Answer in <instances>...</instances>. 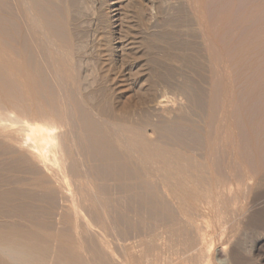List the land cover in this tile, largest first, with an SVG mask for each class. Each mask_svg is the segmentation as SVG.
Listing matches in <instances>:
<instances>
[{"label": "rangeland", "instance_id": "obj_1", "mask_svg": "<svg viewBox=\"0 0 264 264\" xmlns=\"http://www.w3.org/2000/svg\"><path fill=\"white\" fill-rule=\"evenodd\" d=\"M204 1L208 0H0L1 16L5 17L2 20L0 16V19L3 21V23H0V32H3V28L5 27L4 33H0V41L2 40L1 42H5V44L0 48L5 51L10 43L11 46L9 45L8 48L11 50V53H14L10 54V50L8 49L7 54L6 52L2 54L3 50H1L0 60L2 61L0 63L5 60L6 68L8 65L14 71L16 70L15 73L19 71V80L24 79V77L26 79L30 73L32 75L34 73L36 76L33 75L34 77L32 78L31 75L28 80H24L28 82H23L22 79L21 85L23 87H27L28 85L30 89L29 84L31 83L29 80L31 79L33 82V79L34 81L36 79L35 83L38 82V84L36 85L37 87L35 86L36 91L34 93L36 94L37 89L40 90H38L39 93L35 97L34 90H32L34 89V82L32 83L33 85L31 84L32 87L30 89V91L32 90V94L27 92L29 89H26V87L23 90L22 86L20 87L18 79L17 83L14 79H11L14 77L16 80L18 75L13 74L14 71L10 74L12 71H9L10 67L6 69L7 71L2 69L5 65L4 63H2L4 65L0 64V74L2 75H0V80H2L0 83H3L4 86V83H6V87L8 88L10 85L7 84H12L13 80V83L17 84V86L13 87V84L10 87L16 90L19 86L16 90L17 94L14 93V89L12 91L11 88L8 89L12 92V95L13 93L14 95L16 94L18 100L14 96H12V99L14 98L17 101H20V97H25V100L23 99L22 101L26 102L28 97L34 96L35 98L30 99L31 101L34 99L35 102L33 101V103L38 104V107H34L38 109L40 106L44 108L51 103L49 104L50 108H54L53 110L50 109L52 112L48 109L49 105L44 108L46 111L44 109L41 110L48 114L51 112L50 115L52 117L57 114L55 111L59 107L62 106L61 109L63 110L65 108L68 109V105H70L72 110L69 108V112L68 110L65 112L67 114L72 112L69 114L72 117L64 113L63 110L65 116L61 109L57 116L59 114H63V117L68 116V122L66 118L60 117L62 120L65 119L64 123L61 121V124L65 127V122L70 123V120L74 124L76 123L73 127V123H70V126L67 124L68 128L66 127V129L64 126H61L59 118L57 119L59 121L57 125H60L61 129L59 126L56 129L58 136H60L59 143L62 148L65 147L63 148L62 153H64L62 155L64 157L65 154V159L68 161L66 169L69 175L71 174L72 193L66 189L64 183L60 182L63 180L62 172L58 170L57 166H54L52 163H42L30 147L32 144L30 143V146L25 144V136H29L30 134L27 132L26 134L22 133V131H19V133L18 129H16L20 128L19 124L13 123L12 125V122L9 124V121H0V238L3 236L8 237L5 235L8 234L12 235V237L17 236L16 240H19V236L22 237L23 242H28L27 244L33 250H36L33 252V257L36 256L37 262L31 261L32 263L26 264H91V262L92 264H264V181H259L261 183L259 185L257 184L259 182H254L253 176L255 175L256 177V174H258L256 171L260 172L264 168V161H262V159L264 160V109H260L251 98L252 91L250 84L254 83V78L248 77L244 80L242 79V82H238L239 78H237L238 71L240 72L241 70L238 65L241 64L242 69L245 66L248 67L247 64L249 62L250 64H257L259 71L264 70V0H254L252 4L251 2L250 4L245 3L246 8H257L259 15L256 17L257 19H249L247 25H245L246 27H243L245 29L242 28L241 30L240 28L238 31V37L239 35H245L242 37L249 38L247 49H243L241 54L240 49H236L237 47H235L236 51L230 55L225 51L227 48H225L224 41L220 39L224 35L220 33L222 30H225L222 24L224 13L223 15H218L216 13L218 12L217 6L215 5L205 10L207 8L203 7ZM33 2L34 4H32ZM28 4L32 8V12L30 8L27 9ZM35 5L39 6L40 11ZM20 9L22 10L20 11ZM210 9L213 11H209ZM23 10L30 12V14H26ZM40 12L44 17L41 16ZM208 12L209 15L213 14L215 20L217 19V15L219 17L222 16L223 19L218 17L220 22L216 20L219 25L215 23L216 21L212 20V16V19L208 20L210 18L209 16L207 17ZM210 12L212 13L210 14ZM25 15L31 16V19L29 18L26 21L27 18H23ZM35 17L38 19V23H41L40 26L34 20ZM32 20L35 21L37 27L35 24H32ZM204 22H206L205 24L209 22L213 26L215 24L218 25L216 28L214 26L218 35H214L217 32L213 28L209 32L211 25H204ZM256 22L258 24L261 22V26L260 24L257 25ZM253 24H256L258 27H254ZM23 25H31L35 30L32 33L30 26V28L26 26V29ZM208 25L209 27L206 28L205 26ZM252 26L256 29L255 31H253ZM7 27L10 28V32H7ZM18 28L19 30L21 28L22 33L15 32L18 31ZM23 28H25V31ZM47 29L48 31H46ZM35 32L38 33L39 38ZM33 35H35L34 38ZM215 36H217L218 40ZM4 38L9 41L7 45ZM29 38H33V40ZM234 39V41H237L236 37ZM28 40L32 41L29 42ZM234 41L232 42L235 45L236 42L234 43ZM17 47L18 52H20V49L24 48V50L20 54H17ZM36 49L38 50L37 52L33 51ZM17 58H20V60L23 58L20 62L21 64ZM12 59L14 61L16 59V62L19 63H16L17 65L13 63L16 68L6 63ZM245 61H247L246 64ZM9 62L12 63V61ZM29 62L32 65L27 66V63L30 64ZM22 63L25 65L23 72ZM37 63L40 64L37 65ZM41 65L42 71L39 70ZM37 66H39V69ZM27 69H30L29 71L34 69L35 71L32 70V72L28 73ZM25 71H27L26 74H24ZM40 72L42 76L37 74ZM8 73L11 75V78ZM3 74L5 75L3 76ZM20 74H23L21 79ZM8 76L11 82L7 81ZM2 77L7 78H4L7 82L3 81ZM45 79L53 83H48ZM25 83L26 85H23ZM225 85L229 88L233 87L229 90L230 92L232 91V95L228 92V87ZM39 86L41 87L38 88ZM19 88L24 97L18 92ZM223 88L227 90L229 95L227 92L225 94ZM41 91L43 93H40ZM27 93L30 96H27ZM0 94L3 95L2 93ZM8 95H11V93ZM41 95L46 98L42 97L40 101ZM37 96L40 97L39 100ZM56 96L59 98L57 100H61V102L52 99L57 98ZM229 96H233V100H229L232 99ZM225 97L228 99L225 100ZM29 98L27 99V103L29 100L30 104L28 105L32 104L33 106L34 104ZM48 100L49 102H47ZM224 101L226 103L229 102V105ZM231 101H235L233 102L234 105H231ZM40 102L43 103L40 105ZM78 104H82V106ZM75 105L76 107L77 105L79 108L81 107L82 110H77L79 108L76 109ZM230 105L233 107L230 108ZM4 106H2L3 108L0 111L4 112ZM56 107L57 110H55ZM225 109L228 112V109H230L229 114L224 113L226 112L224 111ZM221 110L223 113H221ZM85 112H90V114ZM219 113L223 115H219ZM230 113L233 116L231 117L232 122L229 119ZM39 114L41 115L40 111ZM86 114L90 115L89 118L88 116L87 118L84 117ZM91 116L93 117L90 118ZM211 117L213 118L210 119ZM214 117L217 118L216 122L222 126H220L222 129L223 127H227L225 131L222 130V132H226V135L224 134L223 136V133L220 131L221 129L218 128V130L216 128L218 124L215 122ZM220 117L225 118L222 122L220 121L221 124L218 122L219 119L221 120ZM93 118H96L97 121ZM226 118L232 123H229V127L226 126L228 125L227 122H229L228 119L227 122L225 121ZM86 119H90L92 123L89 120L86 121ZM92 119L99 123H93ZM122 120H125L123 125ZM106 121L107 123L111 122L110 125ZM77 122L79 123L78 126ZM213 122H215V126H211L214 125ZM223 122H226L224 126ZM43 123L40 120V124L43 125ZM87 123H90L92 130L93 128L98 129V131H100V128L103 129L100 132H96V130L92 132V134L96 133L99 137L85 130L86 127L85 129H82L84 128L83 126L80 127L81 124H85L84 126L87 125L88 130H90L91 128H89ZM101 123H104V125H101L102 127L99 125L100 127L98 128L96 125ZM206 123H210V126L213 128H209V125L207 127ZM76 126L78 129H76ZM108 126L114 129L115 133L110 132L111 135H108V131H111L110 128L108 130ZM123 127L126 132H124ZM126 127L129 129L126 130ZM118 128H120V131L123 129V131H119L118 133ZM212 129L218 130L220 133H215V130V132H212ZM229 129H231V132H229ZM106 130H108V133L104 132ZM70 131L72 132L71 134ZM133 131L136 133L135 135ZM129 132L130 134H128ZM236 132L240 133V136ZM86 133L87 135H85ZM121 133H123V136H118ZM7 134L10 137L6 138ZM124 134L128 136L126 137ZM214 134H218V137L217 135L214 136ZM228 134L231 138H236H232L231 140ZM63 135L67 138H64ZM207 135H210L211 138ZM92 136L97 137L102 142L105 141L107 145H111L115 140L118 142L115 141L113 144L115 146L109 145L107 148L104 143L102 144L96 138L91 140ZM109 136L114 138V140L109 139ZM219 136H221V140ZM225 136L229 139L228 141ZM83 137L91 141L88 142L85 139L81 143L84 139ZM212 137H216L217 141ZM76 138L77 140H74ZM104 138L106 139L104 140ZM142 139L145 141V144L148 141L149 148L147 144H143L144 141ZM209 139H213L212 142ZM123 141L128 149H133L136 152L135 154L132 150L134 153L131 151V154L137 156H133V158L130 154V149L126 152L127 149L122 147L125 145L122 144L124 143ZM225 141L229 143L226 144ZM19 142L21 145H25L26 148L18 144ZM176 142H178V145H175ZM88 143L91 145L93 143L94 146L89 145L90 147L88 148ZM142 144L143 146H141ZM208 144H210V147ZM95 145H99V147H95ZM104 145L108 153L105 152ZM75 146L76 148L80 147V149H76ZM204 146H208L211 149L207 147L206 150ZM229 146L230 148L234 147L230 149L228 148ZM85 147L87 152L91 150L90 156H85L87 154L84 150ZM91 147L92 149H90ZM143 147L144 151L142 152L139 149ZM71 148L72 150H70ZM82 148L85 152H83ZM97 148H100V151L97 150L98 152L104 150L102 151L103 157L101 159L102 152L101 154H97ZM145 148L148 149L146 150ZM209 150L214 151L211 152ZM109 151H112L115 155L113 156L112 153L110 155ZM32 152L33 154H31ZM80 152L85 153V157ZM92 152H95V154ZM119 152H121L123 157L119 156ZM139 153H142V157H146L144 162L141 160L143 158L139 159L141 157ZM91 154L95 157L98 155L97 157L100 161L96 158L97 160L94 162L90 158ZM104 154L105 156L106 154L112 156L110 157L112 160V162H110L111 160L109 161L110 164L117 157L113 163L115 166L113 164L108 166L109 163L107 166H104L107 163H104L103 160L109 156L105 157ZM126 155L129 157L128 159ZM149 157H152L151 161H149ZM158 157L164 160L161 162V164L164 162L162 165L155 162L158 159L157 162L160 163ZM124 159L127 161L125 162ZM137 159H139L140 163L142 161V164H139ZM133 160H135L134 163L138 164V166L133 164ZM128 161L131 164L130 166H128ZM98 162H101V165L96 164ZM91 163L94 164L91 165ZM150 165H154L153 169L156 168V170L154 169V171ZM131 166H137L138 170L131 169ZM151 170L154 172L153 175L151 174ZM157 170L159 173H156L158 172ZM105 171L109 173L106 174ZM138 172L140 173L139 175ZM242 173L244 175L247 173V175L243 176ZM87 174L89 178L91 177V180L86 177ZM112 178L114 179L112 180ZM91 181L94 182V185ZM85 182L88 183L85 184ZM77 192L79 193L77 194ZM107 193V197L111 198L110 200L105 196ZM138 197L142 199L140 198L141 200H139L137 199ZM94 203L98 209H96ZM210 207L212 210L209 209ZM79 209L85 215L83 219L82 216H78V218L75 216L74 210L78 211ZM99 210L102 213H98L97 215V211L99 212ZM104 210L105 213H103ZM85 217L87 221L91 220V223L84 220ZM62 223H64V226ZM25 235L26 239L23 237ZM13 239L15 240V238ZM60 239L64 240L61 241ZM16 240L12 241L16 242ZM33 246L37 248L34 249ZM223 249L227 254L220 257L219 253ZM40 254L41 258L38 257ZM38 259L41 263L38 262ZM88 260L91 261L89 262ZM0 262L2 264H19L12 255L7 252L5 253L1 247Z\"/></svg>", "mask_w": 264, "mask_h": 264}, {"label": "bare ground", "instance_id": "obj_2", "mask_svg": "<svg viewBox=\"0 0 264 264\" xmlns=\"http://www.w3.org/2000/svg\"><path fill=\"white\" fill-rule=\"evenodd\" d=\"M15 1H16V0H15ZM24 1H25V0H24ZM255 1H256V0H255ZM196 2H197V1H196ZM199 2H200V1H199ZM202 2H203V1H202ZM247 2H249V3H247ZM250 2H251V4H252V2H254V0H208V1H206V2L204 1L205 4L203 3V7H206V8H207V9L204 8L205 10H208L209 8H211L210 6H212V5H213V6L215 5V6H217V10H218V12H216V11H214V12L218 13V15H223V13H224V15H223V16H224V19L222 18V16L219 17V16L217 15V16H216V17H217L216 20H219V18H222V19H223V21H222L223 23H222V24H223V29H225V30H222V32L220 33V34H222V33L224 34L223 36L220 37V39H222V41H224L223 43H224V45H225V48H227L225 51H227L228 55L233 54V53L236 51V49H240V53H241V54H242L243 49H247V44H248L247 41H248L249 38H246V37L243 38L245 35H241V36L239 35V37H238V33H239L238 31H239L240 28H241V30H242L243 27H246L245 25H247L249 19H253V18H254V19H257L256 17H258V15H259V10H258L257 8H251V9H250L249 7L246 8L245 3H246V4H250ZM19 3H21V1H19ZM19 3H18V4H19ZM193 3H194V1H193ZM214 3H216L217 5L214 4ZM32 4H34V2H33ZM23 5H24V4H23ZM201 5H202V4H201ZM18 6L20 7V5H18ZM26 6H27V5H26ZM35 6H36V5H35ZM196 6H197V5H196ZM198 6L201 7L200 5H198ZM213 6H212V7H213ZM243 6H244L245 8H244ZM24 7H25V5H24ZM24 7L22 6L23 9H24ZM36 7H37V6H36ZM38 7H39V6H38ZM38 7H37V8H38ZM194 7H195V6H194ZM28 8H30V10L32 9L31 7H29V4H28V6H27V9H28ZM212 9H214V8H212ZM212 9H210L209 11H211ZM215 9H216V8H215ZM21 10H22V9H20V11H21ZM25 10H26V9H25ZM25 10H23V11H25ZM30 10H29V11H30ZM38 10H39V8H38ZM32 11H33V10H31V12H32ZM39 11H40V10H39ZM212 11H213V10H212ZM203 12H204V11H203ZM206 12H207V11H206ZM219 12H220V13H219ZM23 13H24V12H23ZM25 13H26V14H27V13L30 14V12H28V11H27V12L25 11ZM49 13H50V12H49ZM211 13H212V12H210V14H211ZM216 13H215V15H216ZM31 14H32V13H31ZM40 14H41V12H40ZM52 14H53V13H52ZM23 15H24V14H23ZM215 15H214V16H215ZM0 16H1V12H0ZM35 16H36V15H35ZM41 16L44 17V15H42V14H41ZM208 16L210 17V18H208V20L213 18L212 20L216 21V20L214 19V17H213V14H212V15H209V12H208L207 17H208ZM211 16H212V18H211ZM3 17H4V16H1V19H2ZM30 17H31V16H30ZM30 17H29V15H28V16L25 15V17L23 16V18H27V20L24 19V20H26V21H28ZM204 17H205V15H204ZM216 17H215V18H216ZM218 17H219V18H218ZM4 18H5V17H4ZM20 18H21V17H20ZM33 18H34V17H33ZM33 18H32V19H33ZM40 18H41V17H40ZM50 18H51V17H50ZM1 19H0V21H1L0 23H3L2 20H4V19H2V20H1ZM30 19H31V18H30ZM204 19H205V18H204ZM222 19H221V20H222ZM20 20H21V19H20ZM34 20H36L37 23L39 22L38 19H36V17H35ZM34 20H32L34 23H33L32 21H30V22H32V24H35V25H36V23H35ZM205 20H206V19H205ZM212 20H211V21H212ZM211 21H210V22H211ZM250 21H251V20H250ZM256 21H257V20H256ZM5 22H6V21H5ZM20 22H21V21H20ZM41 22H42V21H41ZM189 22H190V21H189ZM212 22H213V21H212ZM212 22H211V23H212ZM219 22H220V20H219ZM251 22H252V21H251ZM21 23H22V22H21ZM46 23H47V22H46ZM205 23H206V22H204L203 24H204V25H207V24H210V25H211V23H209V22H207V24H205ZM215 23H218V22L216 21ZM235 23H236V24H235ZM253 23H255V21H253ZM4 24H5V23H4ZM22 24H23V23H22ZM22 24H20V25H22ZM30 24H31V23H30ZM38 24H39V26H40L41 23H38ZM42 24H43V23H42ZM186 24H188V23H186ZM203 24H202V25H203ZM213 24H214V22H213ZM234 24H235L236 26H235ZM256 24H257V25L260 24V26H261V22H260L259 24L256 22ZM256 24H253V26L257 28L258 26H257ZM35 25H34V26H35ZM169 25H170V24H169ZM218 25H219V23H218ZM218 25L215 24V25H214L215 28H216V26H218ZM18 26H19V24H18ZM23 26H25L26 29H27V27H29V26L31 27V25H29V26H27V25H23ZM26 26H27V27H26ZM34 26H33V27H34ZM48 26H49V25H48ZM211 26H212V27H211ZM211 26H210V29L208 28V29H209V32L211 31V28L215 29L213 25H211ZM220 26H221V24H220ZM220 26H219V28H220ZM253 26H252V27H253ZM0 27H1V26H0ZM12 27H13V26H12ZM12 27H11V28H12ZM19 27H20V26H19ZM30 27H29V28H30ZM36 27H37V25H36ZM205 27L207 28V27H209V25H208V26H205ZM254 27H253V29H254ZM4 28H5V27H4ZM4 28H3V32L1 31L2 33H4V31H5ZM7 28H8V27H7ZM16 28H17V27H16ZM25 28H23L24 31H25ZM29 28H28V29H29ZM31 28H32V27H31ZM174 28H175V26H174ZM9 29H10V28L7 29V32H8V31L10 32ZM13 29H14V28H13ZM51 29H52V28H51ZM51 29H49V30H51ZM213 29H212V30H213ZM220 29H222V28H220ZM220 29H219V30H220ZM243 29H245V28H243ZM1 30H2V29H1ZM33 30H35V29L32 28V29H31V32H32ZM39 30H40V27H39ZM203 30H204V29H203ZM205 30H206V29H205ZM215 30H216V29H215ZM241 30H240V31H241ZM255 30H256V29H254L253 31H255ZM22 31H23V30H22ZM28 31H29V30H28ZM46 31H48V29H47ZM46 31H45V32H46ZM207 31H208V30H207ZM213 31H214V30H213ZM251 31H252V30H251ZM1 32H0V33H1ZM15 32H17V33L19 32V33H20V32H21V28H20V30H19V28H18V31H15ZM170 32H171V31H170ZM215 32H217V30H216ZM2 33H1V34H2ZM11 33H13V32H11ZM21 33H22V32H21ZM32 33H33V32H32ZM35 33H36V32H35ZM35 33H34V34H35ZM42 33H43V32H42ZM253 33H254V32H253ZM37 34H38V33H36V35H37ZM49 34H50V33H49ZM216 34L218 35V32L215 33L214 35H216ZM220 34H219V36H220ZM18 35H20V34H18ZM43 35H44V33H43ZM208 35H209V34H208ZM212 35H213V34H212V32H211V36H212ZM3 36H4V34H3ZM14 36H15V35H14ZM34 36H35V35H33V38H34ZM39 36H40V35H39ZM46 36H47V35H46ZM219 36H218V37H219ZM234 36L237 38V41H234V40H235V39H234V38H235ZM242 36H243V37H242ZM0 37H1V35H0ZM4 37H5V36H4ZM16 37H18V36H16ZM23 37H24V36H23ZM28 37H29V35H28ZM31 37H32V36H31ZM37 37H38V35H37ZM48 37H49V36H48ZM52 37H53V36H52ZM213 37H214V36H213ZM2 38H3V37H2ZM19 38H21V37H19ZM33 38H29V39H32V40H33ZM35 38H36V37H35ZM38 38H39V37H38ZM40 38H43V37H40ZM49 38H50V37H49ZM202 38H203V37H202ZM215 38H217V36H215ZM0 39H1V38H0ZM4 39H5V38H4ZM21 39H22V38H21ZM21 39H20V40H21ZM24 39H25V38H24ZM52 39H53V38H52ZM233 39H234V40H233ZM25 40H26V39H25ZM32 40H31V41H32ZM47 40H48V39H47ZM217 40H218V38H217ZM1 41H2V40H1ZM1 41H0V43H1L0 47H2V45L5 44V42H1ZM5 41H6V45H7V43H8L9 41H7L6 39H5ZM13 41H14V40H13ZM15 41H16V39H15ZM17 41H18V40H17ZM23 41H24V40H23ZM23 41H22V42H23ZM28 41H29V40H28ZM31 41H29V42H31ZM36 41H38V40H36ZM50 41H51V40H50ZM50 41H49V42H50ZM232 41H234V43L236 42L235 45L233 44ZM19 42H20V41H19ZM19 42H18V43H19ZM24 42H25V41H24ZM26 42H27V41H26ZM29 42H28V43H29ZM47 42H48V41H47ZM53 42H54V41H53ZM220 42H221V41H220ZM220 42H219V43H220ZM28 43H26V44H28ZM39 43L41 44V42H39ZM42 43H43V42H42ZM221 43H222V42H221ZM223 43H222V44H223ZM20 44H22V43H20ZM34 44H35V43H34ZM40 44H39V45H40ZM47 44H48V43H47ZM47 44H46V45H47ZM9 45H10V43H9ZM9 45H8V47H9ZM28 45H29V44H28ZM28 45H27V46H28ZM10 46H11V45H10ZM19 46H20V45H19ZM40 46H41V45H40ZM220 46H221V45H220ZM8 47H7V50L5 49V51H4L2 48H0V51L3 50V51H2V52H3L2 54H4L5 52H6V54H7V51L10 50ZM42 47H43V45H42ZM47 47H48V45H47ZM235 47H237V48L234 49ZM3 48H4V47H3ZM5 48H6V47H5ZM10 48H11V47H10ZM20 48H21V47H20ZM223 48H224V46H223ZM225 48H224V49H225ZM8 49H9V50H8ZM41 49H42V48H41ZM55 49H56V48H55ZM57 49H59V48L57 47ZM57 49H56V50H57ZM22 50H24V48H23ZM22 50L20 49V52H22ZM25 50H27V49H25ZM33 51H36V52H37L38 50L36 49V50H33ZM66 51H67V50H66ZM20 52H18V47H17V54H20ZM42 52H44V51H42ZM45 52H46V51H45ZM47 52H49V51L47 50ZM214 52H215V51H214ZM8 53H9V52H8ZM12 53H13V52H12ZM12 53H11V50H10V54H12ZM55 53H56V52H55ZM55 53H54V54H55ZM57 53H58V52H57ZM13 54H14V53H13ZM15 54H16V53H15ZM59 54H60V52H59ZM62 54H63V53H62ZM219 55H220V53H219ZM59 56H60V55H59ZM63 56H64V55H63ZM65 56H66V55H65ZM216 56H218V55H216ZM222 56H223V55H222ZM218 57H219V56H218ZM218 57H216V58H218ZM10 59H11V58H10ZM17 59H18V58H17ZM22 59H23V58H22ZM22 59H21V60H22ZM39 59H40V58H39ZM45 59H46V58H45ZM60 59H61V57H60ZM63 59H64V58H63ZM18 60H20V58H19ZM18 60H17V61H18ZM21 60L18 61V62L20 63ZM30 60H31V59H30ZM40 60H41V59H40ZM47 60H48V58H47ZM1 61H2V60H0V62H1ZM4 61H5V60H4ZM4 61H3L2 63L5 64ZM9 61H12V63L9 62ZM9 61L6 62V63H7V64L9 63L10 65H13V63H15V64L18 63V62H16V59H15V61H14V59L9 60ZM13 61H14V62H13ZM34 61H36V60H34ZM34 61H33V65H34ZM38 61H39V60H38ZM42 61H43V60H42ZM49 61H50V60H49ZM51 61H53V60H51ZM22 62H23V61H22ZM25 62H26V61H25ZM39 62H40V61H39ZM250 62H251V61H250ZM2 63H0V64H1V65H4V64H2ZM19 63H18V64H19ZM29 63H30V62H29ZM40 63H41V62H40ZM40 63H37V65L40 64ZM45 63H46V62H45ZM239 63H240V62H239ZM239 63H237V64H239ZM246 63H247V61H245V64H246ZM253 63H254V62H253ZM15 64H14V65H15ZM20 64H21V63H20ZM41 64H43V63H41ZM64 64H65V63H64ZM230 64H231V63H230ZM14 65H13V66H14ZM16 65H17V64H16ZM22 65H23V66H22V67H23L22 72H23V71H24V66H25V65H24L23 63H22ZM29 65H32V64H31V63H30V64L27 63V66H29ZM43 65H44V64H43ZM50 65H51V64H50ZM56 65H57V64H56ZM241 65H242V64H241ZM241 65H238V66H240V69L242 70V72H241V70H240V72L238 71L239 74H237V75L239 76L240 73H241V75H240V77L237 76V78H239V81H238V80H237V81H238V82H242V79L244 80V79H246V78H248V77H253V78H254V83L250 84V89H251V91H252V96H251V98H252V99L254 100V102L259 106L260 109H262V108L264 109V70H260V71H259V68H258L257 64H250L249 62H248V64H247L248 67H246L245 65H243V66H245L243 69L241 68V67H242ZM235 66H237V65H235ZM1 67H3V66H1ZM4 67H5V68H4ZM4 67L2 68V69H4V70H6L7 68L10 67V70H9V69H8V70H9V71L12 70V71L10 72V74L13 73L14 69H13L11 66H8V65H7V68H6V64H5ZM14 67H15V66H14ZM18 67H19V68H22L21 66H18ZM18 67H17V68H18ZM38 67H39V66H37V68H38ZM48 67H49V66H48ZM15 68H16V67H15ZM26 68H28V67H26ZM26 68H25V69H26ZM31 68H32V67H31ZM41 68H42V65L40 66V69H39V68H38V69L41 70ZM34 69H35V68H34ZM34 69H32V70H34ZM43 69H44V68H43ZM29 70H30V69H27L28 73H29V72H32V70H31V71H29ZM39 70H38V71H39ZM47 70H48V69H47ZM50 70H51V69H50ZM6 71H7V70H6ZM20 71H21V70H20ZM27 71H25L24 74H26ZM34 71H35V70H34ZM41 71H42V70H41ZM15 72H16V70L14 71L13 74L18 75L19 71H18V73H15ZM36 72H37V71H36ZM44 72H45V70H44ZM229 72H230V71H229ZM235 72H236V71H235ZM0 73H1V69H0ZM8 74H9V73H8ZM10 74H9V75H10ZM37 74H38V75L40 74V76H42V75H41V72H40V73H37ZM47 74H48V73H47ZM0 75H1V74H0ZM4 75H5V74H3V76H4ZM20 75H21V74H20ZM22 75H23V74H22ZM22 75H21L20 79L22 78ZM27 75H28V74H27ZM31 75H32V74L30 73L29 76L31 77ZM33 75H35V74L33 73ZM33 75H32V78L34 77ZM43 75H45V74L43 73ZM1 76H2V75H1ZM25 76H26V75H25ZM29 76L26 77V79H25V77L23 76L24 79L22 78L23 80H22V79H21V80H22L23 82H28V81H24V80H28ZM35 76H36V75H35ZM40 76H39V78H40ZM49 76H50V75H49ZM227 76H228V75H227ZM257 76H258V78H257ZM5 77H6V76H5ZM5 77H2V78H3V81H5V82H7V81H8V82H11V81H9V80H10V79H9V76H8V80H7V81L5 80V79H7V78H5ZM12 77H13V76H12ZM15 77H17V76H15ZM37 77H38V76H37ZM37 77H36V78H37ZM4 78H5V79H4ZM10 78H11V75H10ZM256 78H257V80H255ZM0 79H1V78H0ZM11 79H14L15 82H16L17 79H18V81H20V83H19V84H20V87L22 86V85H21L22 81L19 80V75H18V77L16 78V80H15L14 77L11 78ZM37 79H38V78H37ZM42 79H43V78H42ZM42 79H40V80H42ZM46 79H47V78H46ZM46 79H45V80H46ZM50 80H51V79H50ZM220 80H221V79H220ZM248 80H249V79H248ZM0 81H2V80H0ZM35 81H36V79H35ZM35 81H34V79H33V82H34V83H35ZM38 81H39V79H38ZM46 81H47V80H46ZM237 81H236V82H237ZM29 82H30L31 84L33 83V82L31 81V79L29 80ZM42 82H43V80H42ZM47 82H48V81H47ZM49 82H52V81H49ZM49 82H48V83H49ZM11 83H12V84L9 83V84H7V85L12 86V85L14 84V83H13V80H12ZM16 83H17V82H16ZM40 83H41V81H40ZM52 83H53V82H52ZM1 84L3 85V83H0V93H2L3 95L0 94V95L2 96V97L0 96V98H1L0 101H1V103H3L5 106H4L3 104L0 103V106H1V105L4 106V112L0 111V121H1V122H2V121H6V122L9 121V124H10V122H12V123H11L12 125H13V123H14V124H19V125H20V128H16V129H18V130H17L18 132H19V131H22V133L24 132V133L26 134V132H27L28 134H30L29 136H25V137H26V138H25V144L28 145V146H30V143L32 144L30 147L33 149L34 154H36V156H38V158L40 159V161H41L42 163H44V164H47V163L50 164V163H52L54 166H57L58 170H59L60 172H62L61 175H62V179H63V180L61 179L62 181H60V182H62V184L64 183V186L66 187V189H67L69 192H72V191H71V190H72V188H71V183H72V182L70 181V175H71V174L69 175V173H68V171H67V169H66V166H68V164H66V163H68V161H66V159H65V154H64V157H63V155H62V154L64 153V152L62 153L63 148H65V147L62 148V146L60 145V143H59V138H60V136H58V134H57V132H56V129L58 128V126H59V128H60V125H57V123L59 122L57 119H59L60 117H61V118H66V121L68 122V120H67V119H69V118H67L68 116H67V117H63V116L65 115L64 113H66L67 110H68V112H69V108H70L71 106L68 105V106H69V107H68V106L66 105V106L68 107V109H66V108L63 106V107L66 109V110L63 109V110H64V113H63V110L61 109L62 106L59 107V106H60V105H59V106H58V107H59L58 110H57V107H56L55 110H57V111H55V112L58 114L59 111H60V109H61V111H62V113H63L64 115L62 114V115H63V116H62L61 114H59V115L57 116V114L54 113V114H56L55 116H57L58 118L55 117V116L52 117V116L50 115V113L52 112V110H53L54 108H53V109L50 108V105H49V104H51V103L48 104L49 106L46 105L47 103L45 104L46 106L44 105V106H45L44 108H46V107L48 106V107H49V108H48L49 110L52 109V110H50L51 112L47 110L48 112H50V113L48 114L47 112H43V111L41 110V109H44L43 106H40V107H39L40 110H39L38 108L34 107V106H37L38 104L35 103V104H36V105H35V104L33 103L34 99H33V101H31V99H30V98H35V97H36V94L39 93L38 90H40V89H37L36 94L34 93V92L36 91V90H35V86L38 84V82L35 83V85H34V89H32V90H34L33 93H34L35 95H34V94H33V95H34L35 97H34V96L32 97V96H30V95L27 93V96H28V95L30 96V98H29V97H28V98H29L30 101L34 104L33 106H32V104H31L30 106L28 105V104H30L29 100H28V103H27V99H28V98L26 99V102H25V101H22L23 99L25 100V97H24V95L22 94V91L20 92V90H21L20 88H19L18 92H20V93L22 94L21 96H23L24 98H22V97L19 96V97H20V98H19L20 101H17V100H18V97H16V94H17L16 90L18 89L19 86H18L17 89L15 90V88H12V87H10V86L7 88V87H6V83H4L5 86L3 85L4 88H3V86H2ZM28 84H29V83H28ZM31 84H29L30 89H31V87H32ZM212 84H213V83H212ZM226 84H227V82H226ZM228 84H229V83H228ZM23 85H26V83L23 84ZM32 85H33V84H32ZM51 85H53V84H51ZM214 85H215V84H214ZM14 86H17V84H16V85L14 84L13 87H14ZM46 86H47V85H46ZM225 86L228 87L227 85H225ZM25 87H26V86H25ZM25 87L22 86L23 90H24ZM36 87H37V86H36ZM40 87H41V86H39L38 88H40ZM42 87H43V86H42ZM49 87H50V86H49ZM53 87H54V86H53ZM231 87H232V86H231ZM231 87H230V88H231ZM247 87H248V86H247ZM6 88H7V90L11 88V91H12V89H14L15 91H14V90H13V91H14V93H16V94L14 95V93H13V95H12V92H10L9 90H8V92H7V90H5ZM27 88H28V85H27L26 89H27ZM51 88H52V86H51ZM212 88H213V87H212ZM224 88H225V87H224ZM224 88H223V89H224ZM228 88H229V87H228ZM228 88H227L228 92L231 93L232 91L230 92V91H229L230 88H229V89H228ZM232 88H233V87H232ZM232 88H231V89H232ZM28 89H29V88H28ZM30 89L27 90V92H29L30 94H32V92H31L32 90L30 91ZM41 89H42V88H41ZM45 90H48V89H45ZM49 90H50V89H49ZM49 90H48V91H49ZM176 90H177V89H176ZM227 90L224 89L225 94H226ZM5 91H6V92H5ZM43 91H44V90H43ZM48 91H47V94H48ZM156 91H157V90H156ZM248 91H249V90H248ZM50 92H51V91H50ZM228 92H227V94H228ZM10 93H11V95H8V94H10ZM20 93H19V94H20ZM23 93H24V92H23ZM40 93H43V92L41 91ZM44 93L46 94V92H44ZM51 93H52V92H51ZM24 94H26V93H24ZM47 94H46V95H47ZM51 95H52V94H51ZM228 95H229V94H228ZM231 95H232V93H231ZM10 96H11V98H10ZM12 96L16 97L17 100L14 99V98H13V99H14V100H13V99H12ZM38 96H39V94H38ZM38 96H37V98H38V100H39L40 97H38ZM79 96H80V95H79ZM234 96L236 97V95H234ZM42 97L44 98V96L41 95L40 101H41ZM52 97H53V96H52ZM52 97H51V98H52ZM56 97H57V96H56ZM162 97H163V96H162ZM227 97H228V96H227ZM227 97H225V98H226L225 100L228 99ZM232 97H233V96H232ZM232 97L229 96V98H232ZM45 98H46V97H45ZM45 98H44V99H45ZM223 98H224V97H223ZM52 99H54V100L56 99V100H57V99H59V98L57 97V98H52ZM179 99H180V98H179ZM212 99H213V98H212ZM15 100H16V101H15ZM35 100H36V99H35ZM214 100H215V99H214ZM229 100H233V98H232V99H229ZM257 100H258V101H257ZM21 101H22V102H21ZM44 101H45V100H44ZM57 101H58V100H57ZM59 101L61 102V100H59ZM59 101H58V102H59ZM165 101H166V100H165ZM165 101H164V102H165ZM34 102H35V101H34ZM47 102H49V100H48ZM63 102H64V100H63ZM63 102H62V103H63ZM159 102H160V101H159ZM162 102H163V101H162ZM179 102H180V101H179ZM224 102L226 103V101H224ZM231 102H232V101H231ZM233 102H235V101H233ZM233 102L231 103V105H234ZM251 102H252V100H251ZM258 102H260V103H258ZM42 103H43V102H42ZM42 103L40 102V105H41ZM166 103L168 104V102H166ZM225 103H224V105H226V104L229 105V104H228L229 102H227L226 104H225ZM82 104H84V103H82ZM82 104H81V105L78 104V105H79V106H82ZM248 104H249V103H248ZM61 105H64V104H61ZM73 105H74V104H73ZM78 105H77V107H76V105H75V108H76V109L79 108ZM92 105H93V104H92ZM215 105H216V104H215ZM231 105H230V108L233 107V106L231 107ZM2 106H1L0 110L3 108ZM6 106H7V107H6ZM53 106H54V104H53ZM56 106H57V105H56ZM5 107H6V109H5ZM37 107H38V106H37ZM41 107H42V108H41ZM83 107H84V106H83ZM202 107H203V106H202ZM210 107H212V106H210ZM213 107H214V106H213ZM226 107H228V106H226ZM226 107H225V108H226ZM35 108H36V109H35ZM90 108H91V107H90ZM204 108H205V107H204ZM228 108H229V107H228ZM37 109H38V111H37ZM70 109H71V108H70ZM80 109H81V107H80L79 109H77V110H80ZM44 110L46 111V109H44ZM71 110H72V109H71ZM71 110H70V111H71ZM81 110H82V109H81ZM164 110H165V109H164ZM204 110H205V109H204ZM228 110H229V112H230V109H228ZM39 111H40L41 115L39 114ZM41 111L43 112V115H42V112H41ZM65 111H66V112H65ZM91 111H92V110H91ZM174 111H175V110H174ZM202 111H203V109H202ZM224 111H226V112H224L225 114H226V113L229 114V112L227 111V109H225ZM83 112H84V111H83ZM203 112H204V111H203ZM45 113H47V114H45ZM71 113H72V112H71ZM71 113H69V114H71ZM79 113H80V112H79ZM85 113H87V114L89 113V114H90V112H85ZM221 113H223L222 110H221ZM221 113H219V115H220ZM231 113H232V112H231ZM231 113H230V115H229V119H230V120H231V117H233V116H231ZM66 114H67V113H66ZM69 114H67V115H69ZM87 114H86L85 116H84V115H83V116L87 118V116H88ZM91 114H92V113H91ZM204 114H205V113H204ZM204 114H203V115H204ZM210 114H211V113H210ZM44 115H45V116H44ZM200 115H202V114H200ZM203 115H202V116H203ZM219 115H218V116H219ZM221 115H223V114H221ZM65 116H66V115H65ZM69 116H70V115H69ZM89 116H90V115H89ZM89 116H88V118H89ZM113 116H114V115H113ZM224 116L226 117V115H224ZM54 117L56 118V120H55ZM70 117H72V115H71ZM92 117H93V116H91L90 118H92ZM94 117H95V116H94ZM207 117H208V115H207ZM61 118H60V124H61L62 122L64 123V121H65V119L62 120ZM112 118H113V117H112ZM194 118H195V117H194ZM204 118H205V117H204ZM212 118H213V117H211L210 119H212ZM214 118H215V117H214ZM220 118H221V120L219 119L218 122L221 124V122H222L225 118H223V117H220ZM222 118H223V119H222ZM93 119H94V118H93ZM93 119H92V121H93ZM106 119H107V118H106ZM106 119H105V120H106ZM114 119H116V118H114ZM201 119H202V118H201ZM205 119H206V118H205ZM205 119H203V120H205ZM216 119H217V118H215V122L217 121ZM227 119H228V118H226V120H225L226 122H227ZM229 119H228L229 122H227L228 125H226V126H228V127L230 126L229 123L232 122V120H231V122H230ZM40 120H41L42 123L45 121V122L43 123V125L40 124ZM88 120L91 122L90 119H86V121H88ZM94 120H96V118H95ZM105 120H104V121H105ZM107 120H108V119H107ZM120 120H121V119H120ZM61 121H62V122H61ZM71 121H72V120H70L69 122H70L71 124L73 123V124H72V127H73V125L75 126L76 123L74 124V122H71ZM96 121H97V120H96ZM96 121H93V123H99V122H96ZM104 121H103V122H104ZM124 121H125V120H124ZM124 121L122 120V125H123V122H124ZM183 121H185V120H183ZM207 121H208V120H207ZM209 121H210V120H209ZM220 121H221V122H220ZM233 121H234V120H233ZM78 122H79V121H78ZM78 122H77V126H78V124H79ZM83 122L85 123V121H83ZM83 122H82V123H83ZM109 122H110V121H109ZM112 122H113V121H112ZM179 122H180V121H179ZM205 122H206V121H205ZM215 122H213L214 125H211V124H210L211 122H210V123H206V124H207L206 126L208 127V125H209V128H210L211 126H215ZM226 122H225V123H226ZM4 123H5V122H4ZM70 123H66V122H65V125H66L67 128H68V126L71 125ZM91 123H92V122H91ZM106 123H107V121H106ZM110 123H111V122H110ZM110 123H107V124L110 125ZM120 123H121V122H120ZM124 123H125V122H124ZM216 123H217V122H216ZM225 123H224V122L222 123L223 126L225 125ZM7 124H8V123H7ZM58 124H59V123H58ZM67 124H69V125L67 126ZM87 124L89 125V128H91L90 130H88L87 125L84 126L85 124H84V125L81 124L80 127L83 126L84 128H82V129H85V127H86L85 130L90 131V133L92 134V132H93L94 130H96V128H93V130H92V127H90V123H87ZM217 124H218V123H217ZM231 124H232V123H231ZM233 124H234V123H233ZM12 125H11V126H12ZM91 125H92V124H91ZM99 125H100V126H101V125L103 126L104 123H103V124H102V123H101V124H98V125H96V126L99 128V127H100ZM111 125H112V124H111ZM134 125H135V124H134ZM210 125H211V126H210ZM16 126H17V125H16ZM61 126H64V125L61 124ZM77 126H76V129H78ZM92 126H93V125H92ZM96 126H95V127H96ZM102 126H101V127H102ZM220 126H221V125L218 124V126H216V128H217V129H218V128L221 129V130H220L221 132H222V130L225 131V129H227L226 126H225L226 128L223 127V129L221 128L222 126H221V127H220ZM234 126H235V125H234ZM64 127H65V126H64ZM66 127H65V128H66ZM80 127H79V128H80ZM104 127L106 128V126H104ZM119 127H120V126H119ZM121 127H122V126H121ZM124 127H125V125H124ZM124 127H123V128H124ZM136 127H137V126H136ZM232 127H233V126H232ZM232 127H231V129H232ZM67 128H66V129H67ZM74 128H75V127H74ZM107 128H108V130H109L110 127L108 126ZM137 128H138V127H137ZM211 128H213V127H211ZM216 128H215V129H216ZM234 128H235V127H234ZM19 129H20V130H19ZM60 129H61V128H60ZM60 129H59V130H60ZM63 129H64V128H63ZM69 129H70V128H69ZM69 129H68V131H69ZM72 129H73V128H72ZM82 129H81V130H82ZM110 129H111V131H110V130H109V131L106 130V131H104V132H107V131H108V132H109V133L107 132L108 135H109V134L111 135L110 132H112V133L114 132V133H115V131H113L114 129H112V128H110ZM115 129H116V128H115ZM118 129H119V130H117V131H118V133H119L120 128H118ZM128 129H129V128L126 127V130H128ZM130 129H131V127H130ZM215 129H214V130H215ZM219 129H218V130H219ZM231 129H229L230 131H229V130H228V131L231 132ZM237 129H238V127H237ZM91 130H92V131H91ZM102 130H103V129L100 128V131H102ZM204 130H205V129H204ZM206 130L208 131L207 128H206ZM206 130H205V131H206ZM209 130H210V129H209ZM214 130L212 129V132H215V131H216V130H215V131H214ZM218 130H217L215 133L219 132ZM60 131H61V130H60ZM64 131L67 132V130H65V129H64ZM75 131H76V130H75ZM82 131H83V130H82ZM87 131H86V132H87ZM100 131H98V129L96 130V132H100ZM122 131H123V129H122ZM122 131H120V132H122ZM134 131H136V130H134ZM134 131H133V133H134ZM224 131L222 132V133H223V134H222L223 136H224V134L226 133V132L224 133ZM228 131H227V132H228ZM232 131H233V129H232ZM239 131H240V130H239ZM72 132H73V135H74V130H73ZM72 132L70 131V134H71ZM77 132H78V131H77ZM79 132H80V129H79ZM124 132H126V131H125V128H124ZM209 132L212 134L211 131H209ZM229 132H228V133H229ZM19 133H20V132H19ZM87 133H88V132H87ZM87 133H86L85 135H87ZM107 133H106V134H107ZM137 133H139V132H137ZM210 133H209V134H210ZM219 133H220V132H219ZM236 133H237V132H236ZM236 133H235V134H236ZM4 134H6V133H4ZM83 134H84V132H83ZM83 134H82V135H83ZM95 134H96V133H95ZM95 134L93 133L92 135H95ZM100 134H101V133H100ZM103 134H104V133H103ZM106 134H105V135H106ZM122 134H123V133H121V134L118 135V136H121ZM125 134H126V133H125ZM125 134H124V135H125ZM128 134H130V132H129ZM135 134H136V133H134V135H135ZM185 134H186V133H185ZM232 134H233V133H232ZM237 134L240 136V133H237ZM60 135H61V133H60ZM66 135H67V134H66ZM78 135H79V134H78ZM108 135H107V136H108ZM140 135H141V134H140ZM143 135H144V134H143ZM215 135H217V137H218V134H214V136H215ZM222 135H221V136H222ZM225 135H226V134H225ZM4 136H5V135H4ZM63 136H64V135H63ZM96 136H97V134H96ZM118 136H117V137H118ZM122 136H123V135H122ZM125 136L127 137L128 135H125ZM125 136H124V137H125ZM138 136H139V135H138ZM207 136H208V135H207ZM207 136H206V137H207ZM221 136H219V138H220ZM223 136H222V137H223ZM228 136H229V134H228ZM8 137H10V136H8V134H7V135H6V138H8ZM65 137H66V136H64V138H65ZM86 137H87V136H86ZM88 137H89V136H88ZM90 137H91V135H90ZM97 137H99V136H97ZM97 137H93V136H92V138H90V139H91V140H92L93 138H96V139H97ZM109 137H110V136H109ZM130 137H132V136H130ZM208 137L211 138L210 135H209ZM61 138H63V137H61ZM66 138H67V137H66ZM83 138H84V137H83ZM83 138H82V139H83ZM101 138H102V137H101ZM132 138H133V137H132ZM134 138H135V137H134ZM140 138H141V137H140ZM140 138H138V139H140ZM212 138H213V137H212ZM219 138H217V139H219ZM225 138H226L227 141L229 140L226 136H225ZM225 138H224V139H225ZM229 138L232 140V138L234 139V138H236V137H232V138H231V136H229ZM14 139H15V138H14ZM22 139H24V138H22ZM80 139H81V138H80ZM85 139H87L88 142L91 141L90 139L88 140V138H84V139L82 140V142H81L80 140H79V142L83 143V141H84ZM96 139H95V141L98 140V139H97V140H96ZM105 139H106V138H104V140H105ZM109 139H113V140H114V138H112V137H110ZM143 139H144V138H143ZM143 139H142V140H143ZM146 139H147V137H146ZM166 139H167V138H166ZM213 139L216 140V137L213 138ZM213 139H211V140L209 139V140L212 142ZM7 140H8V139H7ZM9 140H10V139H9ZM11 140H12V138H11ZM15 140H16V139H15ZM67 140H68V139H67ZM74 140H77V138L74 139ZM74 140H72V141H74ZM102 140H103V139H102ZM113 140H111V141L113 142ZM128 140H129V138H128ZM205 140H207V139H205ZM209 140H208V141H209ZM215 140H214V141H215ZM220 140H221V138H220ZM222 140H223V138H222ZM239 140H240V138H239ZM18 141H19V140H18ZM72 141H71V143H73ZM87 141H86V143H87ZM95 141H94V142H95ZM98 141H100V140H98ZM115 141H116V140H115ZM115 141H114V142H115ZM119 141H121V140H119ZM129 141H131V140H129ZM129 141H128V142H129ZM136 141H137V140H136ZM143 141H144V140H143ZM216 141H217V140H216ZM216 141H215V142H216ZM227 141H225V143H226ZM234 141H235V140H234ZM234 141H233V142H234ZM11 142H12V141H11ZM21 142H23V141L21 140ZM65 142H66V140H65ZM79 142H75V143H79ZM100 142H101L102 144H103V143L105 144V141H104V142L100 141ZM106 142H107V141H106ZM114 142H113L111 145H113ZM116 142H118V141H116ZM123 142H124V141H123ZM137 142H139V141H137ZM184 142H185V141H184ZM222 142H223V141H222ZM230 142H231V141H230ZM75 143H74V144H75ZM107 143H108V142H107ZM130 143H131V142H130ZM147 143H148V141H147ZM147 143H146V144H147ZM174 143H175V141H174ZM177 143H178V142H176L175 145H178ZM179 143H180V142H179ZM185 143H186V142H185ZM208 143H209V142H208ZM217 143H218V142H217ZM228 143H229V142H228ZM228 143H226V144H228ZM231 143H232V142H231ZM235 143H236V141H235ZM235 143H234V144H235ZM18 144L21 145L20 142H19ZM69 144H70V143H69ZM98 144H99V143H98ZM120 144H121V142H120ZM122 144H125V142L122 143ZM122 144H121V145H122ZM131 144H133V143H131ZM131 144H129V145H131ZM138 144H139V143H138ZM143 144L146 145V144H145V141L143 142ZM143 144H142L141 146H143ZM172 144H173V143H172ZM205 144H206V142H205ZM213 144H214V143H213ZM222 144H223V143H222ZM236 144H238V142H237ZM15 145H16V144H15ZM63 145H64V143H63ZM80 145H83V144H80ZM89 145H91V144L88 143V146H87L88 148L90 147ZM99 145H100V144H99ZM99 145H95V147H99ZM105 145H106L107 148H108V146H109L110 144H109V145L105 144ZM105 145H104V146H105ZM111 145H110V146H111ZM134 145H135V144H134ZM134 145H132V146L134 147ZM166 145H167V144H166ZM183 145H184V144H183ZM186 145H187V144H186ZM208 145H209V147H210V144H208ZM229 145H231V144H229ZM232 145H233V144H232ZM11 146H12V145H11ZM13 146H14V145H13ZM16 146H17V145H16ZM16 146H15V147H16ZM21 146H24V147H25V145H21ZM28 146H27V147H28ZM72 146H73V145H72ZM91 146H92V147L94 146L93 143H92ZM104 146H103V147H104ZM106 146H105V152L108 153ZM113 146H115V145H113ZM113 146H112V147H113ZM124 146H125V147H124ZM141 146H140V148H141ZM147 146H148V144H147ZM181 146H182V145H181ZM219 146H220V145H219ZM15 147H14V148H15ZM18 147H19V146H18ZM68 147H69V146H68ZM78 147H79V146H78ZM81 147H82V146H81ZM92 147H91L90 149H92ZM95 147H94V148H95ZM122 147L127 149L126 152L130 149V148L128 149V148L126 147V144L123 145ZM144 147H146V146H144ZM144 147H143L142 149H139V150H141V151L143 152V151H144ZM149 147H150V146H148V148H149ZM185 147H186V146H185ZM185 147H184V148H185ZM204 147H205V146H204ZM207 147H208V146H207ZM207 147H205L206 150H207ZM209 147H208V149H211V148H209ZM217 147H218V146H217ZM225 147H226V146H225ZM233 147H234V146H232V148H233ZM237 147H238V146H237ZM22 148H23V147H22ZM25 148H26V147H25ZM61 148H62V149H61ZM75 148H76V146H75ZM109 148H111V147H109ZM118 148H119V147H118ZM135 148H136V147H135ZM148 148H147V149H148ZM171 148H172V147H171ZM182 148H183V147H182ZM223 148H224V147H223ZM228 148H230V146H229ZM232 148H230V149H232ZM235 148H236V147H235ZM19 149H21V148H19ZM27 149H29V148H27ZM76 149H80V147H79V148H76ZM111 149H115V148H111ZM136 149H137V148H136ZM145 149H146V148H145ZM147 149H146V150H147ZM216 149H217V148H216ZM224 149H225V148H224ZM15 150H16V149H15ZM70 150H72V148H71ZM82 150H83V148H82ZM84 150L86 151V147L84 148ZM84 150H83V152H85ZM97 150L100 151V148H97L96 151H97ZM108 150H109V149H108ZM124 150H125V149H124ZM132 150H133V149H132ZM132 150L130 149V154H131V151H132ZM149 150H150V149H149ZM151 150H152V149H151ZM204 150H205V149H204ZM225 150H226V149H225ZM64 151H65V150H64ZM75 151H76V150H75ZM79 151H80V150H79ZM79 151H77V152H79ZM92 151H94V150H92ZM96 151H95V152H96ZM102 151H104V150H102ZM102 151H101V152H102ZM117 151H118V150H117ZM120 151H121V150H120ZM133 151H134V150H133ZM133 151H132V153L135 152V151H134V152H133ZM153 151H154V150H153ZM209 151H211V150H209ZM213 151H214V150H213ZM213 151H211V152H213ZM33 152H32L31 154H33ZM86 152H87V151H86ZM95 152H94V153L92 152V153L95 154ZM97 152H98V151H97ZM97 152H96V153H97ZM101 152H98L97 154H101ZM122 152H123V151H122ZM126 152H125V153H126ZM183 152H184V151H183ZM226 152H227V151H226ZM235 152H236V151H235ZM80 153H82V152H80ZM89 153H91V150H90V152H87V154L82 153V155H83V157H85V156H90ZM111 153H112V151H111V152L109 151V154H110V155H111ZM115 153H116V151H115ZM119 153H120L119 156L123 157V155H121V152H119ZM119 153H118V154H119ZM145 153H146V151H145ZM151 153H153V152H151ZM204 153H205V151H204ZM204 153H203V154H204ZM216 153H217V152H216ZM29 154H30V153H29ZM68 154H69V153H68ZM68 154H67V155H68ZM84 154H85V156H84ZM88 154H89V155H88ZM93 154H91V157H90V158H92V159L94 160V162H95V160H97L96 158H98V157H97L98 155L96 154L97 156L95 157ZM109 154H108V155H109ZM112 154H113V153H112ZM126 154L128 155V153H126ZM135 154H136V152H135ZM139 154H140V153H139ZM139 154H138V155H139ZM141 154H142V153H141ZM141 154H140L139 156H141ZM143 154H144V153H143ZM147 154H148V153H147ZM147 154H146V155H147ZM180 154H181V153H180ZM211 154H212V153H211ZM233 154H234V153H233ZM76 155H77V154H76ZM82 155H81V156H82ZM92 155H93V156H92ZM101 155H102V156H101ZM101 155H100V156H101L100 159L103 157V152H102ZM108 155L106 154V156H108ZM110 155H109L107 158H105L106 156H105V154H104V156H105L104 158H105V159L103 158V159H104L103 162H104V163H107V164H104V166H105V165L107 166L108 163H109V161L111 160L110 157H112V156H110ZM114 155H115V154H113V156H114ZM127 155H126V156H127ZM213 155H214V154H213ZM131 156L133 157L134 154H133V155L131 154ZM135 156H137V155H135ZM135 156H134V157H135ZM139 156H138V157H139ZM186 156H187V155H186ZM191 156H192V155H191ZM93 157H95V158H93ZM134 157H133V158H134ZM138 157H137V158H138ZM257 157H259V156H257ZM63 158H64V160H63ZM71 158H72V157H71ZM80 158H81V157H80ZM87 158H89V157H87ZM116 158H117V157H116ZM116 158H114V159L116 160ZM126 158L128 159L129 157L127 156ZM141 158H143V159H141ZM145 158H146V157H145ZM145 158H144V156H143V157H142V156L139 157V159L143 160V162L145 161ZM149 158H150V157H149ZM151 158H152V157H151ZM151 158H150L149 161H151ZM158 158H159V157H158ZM169 158H170V157H169ZM192 158H194V157H192ZM210 158H211V157H210ZM261 158H262V157H261ZM81 159H82V158H81ZM112 159H113V158H112ZM114 159H113V163H114ZM139 159H137V160L139 161ZM159 159H160V158H159ZM171 159H172V158H171ZM258 159H259V158H258ZM258 159H257V160H258ZM69 160H70V159H69ZM79 160H80V159H79ZM86 160H87V159H86ZM119 160H120V159H119ZM131 160H132V159H131ZM131 160H130V162H131ZM157 160H158V159H157ZM157 160L155 161V160L153 159V161H155L157 164H161V162L164 161V160L160 159V163H159V162H157ZM194 160H195V159H194ZM207 160H208V159H207ZM70 161H71V160H70ZM83 161H85V160L83 159ZM87 161H88V160H87ZM98 161H100L99 158H98ZM101 161H102V160H101ZM122 161H123V160H122ZM124 161L126 162L127 160L124 159ZM149 161H147V162L150 163ZM153 161H152V162H153ZM174 161H175V160H174ZM262 161H264V160L262 159ZM262 161H261V162H262ZM110 162H112V160H111ZM128 162H129V161H128ZM128 162H127V163H128ZM130 162H129V165H128V166L131 165ZM132 162H133V164H135V163H134L135 160H133ZM155 162H154V164H156ZM184 162H185V161H184ZM210 162H211V161H210ZM261 162H259V163H261ZM86 163H87V162H86ZM88 163H89V162H88ZM100 163H101V162H100ZM100 163L98 162V163H96V164H100ZM113 163H111V164H113ZM116 163H117V162H116ZM136 163H138V162H136ZM163 163H164V162H163ZM163 163H162V164H163ZM179 163H180V162H179ZM255 163H256V162H255ZM69 164H70V163H69ZM79 164H80V163H79ZM84 164H85V163H84ZM92 164H94V163H91V165H92ZM96 164H95V165H96ZM111 164L109 163L108 166H110ZM133 164H132V165H133ZM139 164H142V161H141V163H140V161H139ZM157 164H156V165H157ZM162 164H161V165H162ZM197 164H198V163H197ZM42 165H43V164H42ZM87 165H88V164H87ZM95 165H94V166H95ZM100 165H101V164H100ZM113 165H114V164H113ZM124 165L126 166L125 163H124ZM135 165L138 166V164H135ZM156 165H155V166H156ZM164 165H165V164H164ZM168 165H169V164H168ZM45 166H47V165H45ZM49 166H50V165H49ZM49 166H48V167H49ZM102 166H103V165H102ZM114 166H115V165H114ZM125 166H124V167H125ZM128 166H127V168H128ZM137 166H136V167H135V166H131L130 168L133 169V170H134V169H135V170H138ZM147 166H148V165H147ZM52 167H53V166H52ZM84 167H85V166H84ZM89 167H90V166H89ZM99 167H100V166H99ZM132 167H133V168H132ZM150 167H152V169H153L154 165H153V166L150 165ZM166 167H167V166H166ZM185 167H187V166H185ZM111 168H112V166H111ZM136 168H137V169H136ZM142 168H144V167L142 166ZM147 168H149V167H147ZM147 168H145V169H147ZM182 168H183V167H182ZM258 168H259V167H258ZM260 168H261V167H260ZM55 169H56V167H55ZM91 169H92V168H91ZM109 169H110V168H109ZM131 169H130V170H131ZM150 169H151V168H150ZM154 169L156 170V168H154ZM154 169H153V170H154ZM157 169H158V166H157ZM171 169H172V168H171ZM173 169H174V168H173ZM184 169H185V168H184ZM188 169H189V168H188ZM193 169H194V168H193ZM229 169H230V168H229ZM232 169H233V168H232ZM242 169H243V168H242ZM253 169H254V168H253ZM105 170H106V168H105ZM111 170H112V169H111ZM115 170H116V169H115ZM133 170H132V171H133ZM143 170H144V169H143ZM155 170H154V171H155ZM174 170H175V169H174ZM186 170H187V169H186ZM86 171H87V170H86ZM106 171H108V170H106ZM106 171H105V172H106ZM123 171H124V170H123ZM128 171H129V170H128ZM139 171H141V169H139ZM157 171H158V170H157ZM175 171H176V170H175ZM182 171H183V169H182ZM206 171H207V170H206ZM217 171H218V170H217ZM243 171H244V170H243ZM243 171H242V172H243ZM254 171H255V169H254ZM254 171H252V172L255 173ZM55 172H56V171H55ZM110 172H111V171H110ZM117 172H118V171H117ZM125 172H127V171H125ZM130 172H131V171H130ZM130 172H129V173H130ZM142 172H143V171H142ZM149 172H150V171H149ZM151 172H152V170H151ZM165 172H166V171H165ZM183 172H184V171H183ZM189 172H190V169H189ZM252 172H250V173H252ZM256 172H257L258 174L255 173V174H256V177H255V175H253V176H254V179H255L254 182H259V181L261 182V181H264V168H262V170H260V172H258V170H257ZM96 173H97V172H96ZM108 173H109V172H108ZM108 173L106 172V174H108ZM112 173H114V172H112ZM135 173H136V171H135ZM144 173H145V172H144ZM153 173H154V172H152L151 174L153 175ZM156 173H159V171L156 172ZM156 173H155V174H156ZM161 173H162V172H161ZM167 173H168V172H167ZM177 173H178V172H177ZM239 173H240V172H239ZM57 174H58V173H57ZM88 174H89V173H88ZM88 174H87V176H86L87 178H89ZM106 174H105V175H106ZM124 174H125V173H124ZM139 174H140V173L138 172V175H139ZM155 174H154V175H155ZM242 174H243V176H246V175H247V173H246L245 175H244V173H242ZM81 175H82V174H81ZM96 175H97V174H96ZM141 175H143V174H141ZM156 175H157V174H156ZM248 175H249V174H248ZM83 176H84V175H83ZM91 176H92V175H91ZM106 176H107V175H106ZM108 176H109V175H108ZM210 176H211V175H210ZM243 176H242V177H243ZM250 176H251V178H253L252 175H250ZM84 177H85V176H84ZM86 177H85V178H86ZM152 177H153V176H152ZM156 177H157V176H156ZM156 177H155V178H156ZM158 177H159V176H158ZM170 177H171V176H170ZM182 177H183V176H182ZM90 178H91V177H90ZM90 178H89V179H90ZM97 178H98V177H97ZM106 178H107V177H106ZM109 178H110V177H109ZM168 178H169V177H168ZM247 178H248V177H247ZM249 178H250V177H249ZM102 179H103V178H102ZM113 179H114V178H112V180H113ZM243 179H245V177H243ZM80 180H81V179H80ZM83 180H84V179H83ZM90 180H91V179H90ZM100 180H101V179H100ZM104 180H106V179H104ZM112 180H111V181H112ZM134 180H135V179H134ZM160 180H161V179H160ZM165 180H166V179H165ZM111 181H110V182H111ZM150 181H151V180H150ZM70 182H71V183H70ZM91 182H92L93 185H94V182H93V181H91ZM95 182H96V181H95ZM108 182H109V181H108ZM173 182H174V181H173ZM260 182L257 183V184L260 185V184H261ZM80 183H81V182H80ZM80 183H79V184H80ZM87 183H88V182H87ZM87 183L85 182V184H87ZM92 183H89V184H92ZM100 183H101V182H100ZM143 183H144V182H143ZM164 183H165V182H164ZM101 184H102V183H101ZM109 184H110V183H109ZM144 184H145V183H144ZM144 184H142V185H144ZM182 184H183V183H182ZM83 185H84V184H83ZM103 185H104V184H103ZM110 185H111V184H110ZM130 185H131V184H130ZM145 185H146V184H145ZM162 185H163V184H162ZM259 185H258V186H259ZM86 186H87V185H86ZM88 186H89V185H88ZM95 186H96V184H95ZM158 186H159V185H158ZM190 186H191V185H190ZM73 187H74V186H73ZM108 187H109V186H108ZM137 187H138V185H137ZM92 188H93V187H92ZM94 188H95V187H94ZM105 188H106V187H105ZM159 188H160V187H159ZM183 188H184V187H183ZM210 188H211V187H210ZM86 189H87V188H86ZM89 189H90V188H89ZM103 189H104V188H103ZM106 189H107V188H106ZM143 189H145V188H143ZM87 190H88V189H87ZM93 190H94V189H93ZM110 190H111V189H110ZM208 190H209V189H208ZM211 190H212V189H211ZM81 191H82V190H81ZM96 191H97V190H96ZM144 191H146V190H144ZM159 191H160V190H159ZM173 191H174V190H173ZM195 191H196V190H195ZM74 192H75V191H74ZM86 192H87V191H86ZM94 192H95V190H94ZM97 192H98V191H97ZM135 192H136V191H135ZM184 192H185V191H184ZM72 193H73V192H72ZM75 193H76V192H75ZM78 193H79V192H77V194H78ZM136 193H137V192H136ZM187 193H188V192H187ZM77 194H75V195H77ZM143 194H144V193H143ZM143 194H142V196H144ZM80 195H81V193H80ZM80 195H79V196H80ZM95 195H97V194H95ZM95 195H94V196H95ZM181 195H182V194H181ZM84 196H85V194H84ZM84 196H83V197H84ZM98 196H100V195H98ZM105 196L107 197V196H108V193H107V195H105ZM109 196H111V195H109ZM148 196H149V195H148ZM166 196H167V195H166ZM83 197H82V198H83ZM112 197H113V196H112ZM168 197H169V196H168ZM107 198H108V197H107ZM107 198H106V199H107ZM113 198H114V197H113ZM113 198H112V199H113ZM140 198H141V197H140ZM140 198L138 197L137 199L141 200L142 198H141V199H140ZM144 198H146V197H144ZM171 198H172V197H171ZM173 198H174V197H173ZM199 198H200V197H199ZM78 199H79V198H78ZM84 199H85V198H84ZM89 199H90V198H89ZM92 199H93V198H92ZM108 199L110 200L111 198H108ZM176 199H177V198H176ZM253 199H254V198H253ZM81 200H82V199H81ZM85 200H87V199H85ZM95 200H96V199H95ZM144 200H145V199H144ZM191 200H192V199H191ZM113 201H115V200H113ZM189 201H190V200H189ZM210 201H211V200H210ZM263 201H264V200H263ZM89 202H90V201H89ZM107 202L109 203V201H107ZM161 202H162V201H161ZM171 202H172V201H171ZM211 202H212V201H211ZM261 202H262V201H261ZM63 203H64V202H63ZM72 203H73V202H72ZM80 203H81V202H80ZM103 203H104V201H103ZM103 203H102V204H103ZM117 203H118V202H117ZM216 203H217V202H216ZM87 204H88V203H87ZM87 204H86V205H87ZM94 204H95V203H94ZM209 204L212 205L211 203H209ZM84 205H85V203H84ZM201 205H202V204H201ZM88 206H90V205L88 204ZM93 206H94V205H93ZM109 206H110V205H109ZM180 206H181V205H180ZM254 206H255V205H254ZM73 207H74V206H73ZM95 207H96V204H95ZM196 207H197V206H196ZM217 207H218V206H217ZM104 208H105V207H104ZM207 208H208V207H207ZM218 208H219V207H218ZM89 209H90V208H89ZM92 209H94V208H92ZM96 209H98V208L96 207ZM100 209H101V208H100ZM189 209H190V208H189ZM209 209H211V207H210ZM214 209H215V208H214ZM76 210H77V209H76ZM76 210H74V211H75V212H74V213H75V216H77V218H78V216H82V219H83V217H84L85 215H83V212H81L82 210H80V209H79L78 211H76ZM197 210H198V209H197ZM202 210H203V209H202ZM211 210H212V209H211ZM90 211H91V210H90ZM195 211H196V210H195ZM203 211H204V210H203ZM219 211H220V210H219ZM71 212H72V211H71ZM231 212H232V211H231ZM98 213H102V212H100V210H99V212L97 211V215H98ZM103 213H105V210H104ZM184 213H185V212H184ZM186 214H187V213H186ZM101 215H102V214H101ZM101 215H99V216H101ZM104 215H105V214H104ZM104 215H103V216H104ZM107 215H108V214H107ZM219 215H220V214H219ZM64 216H65V215H64ZM86 216H87V215H86ZM92 216H93V215H92ZM179 216H180V215H179ZM220 216H221V215H220ZM106 217H107V216H106ZM106 217H105V218H106ZM202 217H203V216H202ZM72 218H73V217H72ZM77 218H76V219H77ZM79 218H80V217H79ZM87 218H88V217H87ZM94 218H95V217H94ZM195 218H196V217H195ZM235 218H236V217H235ZM76 219H75V221H76ZM145 219H146V218H145ZM261 219H262V218H261ZM63 220H64V219H63ZM66 220H67V219H66ZM84 220H86V217H85ZM98 220H99V219H98ZM200 220H201V219H200ZM228 220H229V219H228ZM86 221H87V220H86ZM88 221H90V223H91V220H88ZM88 221H87V222H88ZM179 221H180V220H179ZM195 221H196V220H195ZM65 222H66V221H65ZM67 222H68V221H67ZM71 222H72V221H71ZM193 222H194V220H193ZM201 222H202V221H201ZM208 222H209V221H208ZM208 222H207V223H208ZM78 223H79V221H78ZM18 224H19V223H18ZM62 224H63V226H64V223H62ZM86 224H87V223H86ZM227 224H228V223H227ZM19 225H20V224H19ZM79 225H80V223H79ZM205 225H206V224H205ZM83 226H84V225H83ZM80 227H81V225H80ZM87 227H89V226L87 225ZM21 228H22V227H21ZM74 228H75V227H74ZM82 228H83V227H82ZM82 228H81V229H82ZM90 228L92 229V227H90ZM93 228H94V227H93ZM166 228H167V227H166ZM91 229H90V230H91ZM85 230H89V229H85ZM93 230H94V229H93ZM172 230H173V228H172ZM261 230H262V229H261ZM163 231H164V230H163ZM185 231H186V230H185ZM174 232H175V231H174ZM189 233H190V231H189ZM196 233H197V232H196ZM82 234H83V232H82ZM5 235H7L8 237L3 236L4 238H3V237L0 238V247H1V249H2L5 253L7 252L8 254L12 255V257L15 258V261H17L19 264L30 263L31 261H33V262L36 261V262H37V260L35 259L36 256L33 257V256H34L33 252L36 251V250H33V248L30 247L29 244H27L28 242H27V243H26V242H23V241H22V237H19V236H18V239H19V240H16L17 236H16V237H14V236L12 237V235H11V236L8 235V234H5ZM20 236H21V235H20ZM167 236H169V235H167ZM179 236H180V235H179ZM204 236H205V234H204ZM23 237L25 238L26 235L23 236ZM29 237H30V236H29ZM29 237H28V238H29ZM34 237H35V236H34ZM57 237H58V236H57ZM70 237H71V236H70ZM70 237H69V240H70ZM82 237H83V236H82ZM86 237H87V236H86ZM192 237H193V236H192ZM13 238H15L16 242H13V241H15ZM20 238H21V239H20ZM54 238H55V237H54ZM66 238H67V237H66ZM71 238H73V237H71ZM74 238H75V237H74ZM84 238H85V237H84ZM161 238H162V237H161ZM177 238H178V237H177ZM190 238H191V237H190ZM25 239H26V238H25ZM58 239H59V238H58ZM79 239H81V238H79ZM79 239H78V240H79ZM143 239H144V238H143ZM12 240H13V241H12ZM60 240L62 241V240H64V239H60ZM73 240H74V239H73ZM75 240H76V238H75ZM85 241H86V238H85ZM227 241H228V240H227ZM57 242H58V241H57ZM86 242H87V241H86ZM171 244H172V243H171ZM31 245H32V244H31ZM67 245H68V244H67ZM72 245H73V243H72ZM76 245H77V244H76ZM78 245H79V243H78ZM165 246H166V245H165ZM33 247H34V246H33ZM77 247H78V246H77ZM85 247H86V246H85ZM140 247H141V246H140ZM143 247H144V246H143ZM36 248H37V247H36ZM36 248L34 247V249H36ZM80 248H81V247H80ZM61 249H62V248H61ZM61 249H60V250H61ZM75 249H77V248H75ZM81 249H82V248H81ZM60 250H59V251H60ZM78 250H79V249H78ZM78 250H77V251H78ZM63 251H64V250H63ZM180 251H181V250H180ZM60 252H61V251H60ZM38 253H39V252H38ZM80 253H81V252H80ZM73 254H74V253H73ZM75 254H76V253H75ZM177 254H178V253H177ZM225 254H227V253H226V251H225L224 249L221 250L220 253H219L220 257H222V256L225 255ZM67 255H68V252H67ZM92 255H93V254H92ZM40 256H41V254H40L38 257L41 258ZM42 256H43V255H42ZM88 256H89V255H88ZM91 257H92V256H91ZM93 257H94V255H93ZM205 257H206V256H205ZM46 258H47V257H46ZM86 258H87V257H86ZM166 258H167V257H166ZM168 258H170V257H168ZM196 258H197V257H196ZM206 258H207V257H206ZM42 259H43V257H42ZM42 259H41V260H42ZM84 260H85V259H84ZM134 260H135V259H134ZM138 260H139V259H138ZM193 260H194V259H193ZM55 261H56V260H55ZM58 261H59V260H58ZM73 261H74V260H73ZM88 261H89V260H88ZM90 261H91V260H90ZM90 261H89V262H90ZM100 261H101V260H100ZM171 261H172V260H171ZM205 261H206V260H205ZM38 262H40L39 259H38ZM186 262H187V261H186ZM191 262H192V261H191ZM31 263H32V262H31ZM40 263H41V262H40ZM48 263H50V262H48ZM56 263H57V262H56ZM72 263H74V262H72ZM87 263H88V262H87ZM223 263H224V262H223ZM0 264H2V263L0 262ZM43 264H45V263H43ZM53 264H55V263H53ZM60 264H61V263H60ZM84 264H85V263H84ZM88 264H89V263H88ZM91 264H92V262H91ZM168 264H169V263H168ZM170 264H171V263H170ZM181 264H183V263H181ZM186 264H188V263H186ZM189 264H190V263H189ZM193 264H195V263H193Z\"/></svg>", "mask_w": 264, "mask_h": 264}]
</instances>
